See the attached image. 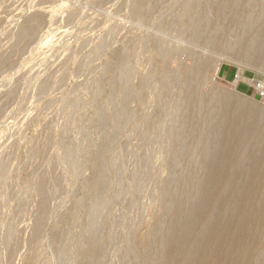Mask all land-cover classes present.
Masks as SVG:
<instances>
[{
  "label": "rangeland",
  "instance_id": "374dc122",
  "mask_svg": "<svg viewBox=\"0 0 264 264\" xmlns=\"http://www.w3.org/2000/svg\"><path fill=\"white\" fill-rule=\"evenodd\" d=\"M258 30L264 0H0V264H161L176 211L203 234L208 174L223 172L221 200L239 181L254 189L264 100L235 80L264 85V64L233 58L255 53ZM235 117L245 149L221 162Z\"/></svg>",
  "mask_w": 264,
  "mask_h": 264
},
{
  "label": "bare ground",
  "instance_id": "6f19581e",
  "mask_svg": "<svg viewBox=\"0 0 264 264\" xmlns=\"http://www.w3.org/2000/svg\"><path fill=\"white\" fill-rule=\"evenodd\" d=\"M237 16L238 15H236V17ZM232 19H233V17H232ZM245 30H247V29H245ZM27 31L30 32L31 29L30 30L28 29ZM29 32H28V34H29ZM244 33L243 34H240V37H242V35L244 36ZM251 34H253V33H251ZM244 37H247V36H244ZM252 37H253V39H251L250 41H252V43L254 42L255 45H256L255 46L256 47L255 53H252V51L249 50L250 48L247 49V50H249V52H251L250 55L246 54L248 52L244 53L245 52L244 50H246V48L248 47V46L247 47L245 46L246 48H244V50L243 49L242 50H240V49L237 50L238 52L235 53V56H234L233 60H235L236 62L240 63L238 57L240 55H243L244 54V57L246 58L245 61L247 60L248 64H250V65H256L258 63L259 64L261 63V66H262V63L264 64V30H258ZM241 40H243V39H241ZM241 40H239V41H241ZM238 43H240V42H238ZM240 45H241V43H240ZM249 45H250V43H249ZM244 57H242V58L244 59ZM204 60L206 62L209 61V60H206V59H204ZM203 63H205V62H203ZM212 63H213V61H212ZM199 65H201L200 62L196 66H199ZM209 66H210V68L212 67V69L214 70L215 73L219 69V65L217 63H215V62H214V64H211ZM199 71L200 70L197 67L195 69H189L186 72L184 71L185 72L186 79H189V81H191V83L193 82V84L196 83L197 82L196 79H198V77H199L198 74L201 73V72L199 73ZM200 75L203 76L202 74H200ZM205 75H206V73H205ZM201 76H200V78H202V80H203V77H201ZM235 81L236 82L242 81V82L248 83L249 86L254 87V88L258 89V90L261 88V85H259L258 82L252 81V80L251 81H246V79L243 78V77H241L239 74L237 75V78H236ZM195 85H197V84H195ZM196 90H197V88H196ZM194 94H196V93H194ZM198 96H200V95H198ZM218 96H219V94H218ZM194 97H196V96H194ZM230 97L231 96L229 95V98ZM188 98H189V96H188ZM227 98L223 97V99H221V105H222V108L224 109V111L226 113L228 111L231 112V110H235L236 111V109H238V107H234L233 108L232 105H234V104H231L230 101H229L230 99H227ZM234 98H236V97H234ZM198 99L195 98V100H198ZM189 100H191V99H189ZM241 104H242V102H241ZM191 105H193V104H191ZM231 108H233V109H231ZM215 113H217V112H215ZM224 115L227 116V114H225V113L223 114V116ZM218 122H220V121H218ZM249 126H247V127H249ZM252 126H254V125H252ZM228 127H229L228 129H224V131H223V134H224L227 142H226V144H223V147H221L222 149L220 148L221 150L219 151V152H221V153H219V155L221 157L220 158L221 159V162H224V161L227 162L226 161L227 159H228V162L229 161H232V160L237 161V159L240 160L242 158L241 153H242V150L245 149L244 147H243L244 149H242V146L244 145L245 138H247V137H245L247 135L246 133H248V131L250 130V129L247 130L248 128L245 127V123H244V125L241 124V122L238 120V117H235L233 120H230V123H229V126ZM219 132H220V129H219ZM255 133H257V132L255 131ZM256 136L258 137V135H256ZM259 136H261V135H259ZM262 137H263V139H262ZM262 137H261V140L257 138V141L260 142L258 144L261 145V148L257 146L258 148L261 149V151L259 152L260 154L257 153L256 148H253V149H255L256 152H254V150L252 149L253 150L252 162H250V160H249L250 158L248 159L249 162L251 163V165L253 163V166L251 168V173L254 175L253 178L256 180V185H255L256 187L254 189H250L247 186H246L247 188H244L243 185H245L246 183L245 184H242V183H240L241 181H239V182L235 183V186L233 188V191L231 190L232 192H231V195L229 196V200H225V199L224 200H221L220 197L224 194V191H226V193H228V191L226 190V188L229 186V185L227 186L225 184V182L223 181V179H222V177H223L222 176L223 175L222 173L223 172H221L219 170V167H218V169H216V171L213 172L214 174L213 173H211L210 175L208 174L206 176L207 179L204 182L205 184H203L204 185L203 187L205 189H204L203 194L201 195L200 199L197 201L198 202V204H197L198 207H197L196 211L194 212L195 214L193 213L195 216H197L196 217V220L198 218V220L200 222L201 230H199V231H203V234H202V232H201V234L198 232L199 234L197 233V235H193L195 233H192L190 231V229L187 230L188 227L186 229L183 226H181V223H180L181 220L178 221V218H177V214L178 213L176 214V212H177L176 211L175 214H174V216H173V218L171 217L172 218V222H170V221L168 222L169 224L172 223L171 226L173 227V233H174L173 235L174 236L173 237H170V241L168 242L169 244H167L168 246L166 247V250H165V252L163 254L164 255V258L162 257L163 260H160V261H162L161 264H181V263H183V264H209L208 261H207V258H206L207 257L206 256V253H209L211 251L210 250L211 247H215V249H217L219 251L218 252L219 253L218 254L219 255V257H218L219 259H218V262L215 261V263L217 262L216 264H260L261 263L260 261H264V136H262ZM231 143L235 144L236 149H235V152L233 150V152H234V153L232 152L233 154L230 152L231 153V156H230V154H228L229 155L228 156L227 153H228V151H230V145H231ZM219 144H222V143L219 142ZM233 144H232V146H233ZM249 146H251V145H249ZM217 148H219V147L217 146ZM206 150H208V149L206 148ZM215 152L216 151H214L213 153H215ZM245 153H246V151H245ZM217 154H218V152H217ZM227 156H228V158H227ZM220 159H219V161H220ZM245 160H247V159H245ZM219 161H218V163H219ZM241 162H243V161H241ZM212 164H214V163H212ZM216 164H217V162H216ZM218 165H220V164H218ZM223 165H224V163L223 164L221 163L220 166L222 167ZM248 165H250V164H248ZM208 167H209V165H208ZM248 171L250 172V170H248ZM242 176H244V175H242ZM247 177H248V175H247ZM253 178H251V179L253 180ZM236 179L239 180V178H236ZM241 179L243 180V177ZM43 180L45 181L46 179L44 178ZM247 181H249V180H247ZM41 185H45V184H40V186ZM251 185H253V184H251ZM212 189L217 190L216 191L217 192L216 195H215L214 192H213L214 195L213 194L211 195V192L210 191ZM179 198H180V196H179ZM260 198H261V200H260ZM181 201H183V200H181ZM259 201L261 203H259ZM232 203L233 204L234 203L235 204L236 203H241V206H240V209L241 210L240 209L239 210L238 209L236 210V209L232 208V205H233ZM173 204H175V203H173ZM259 204H261V205H259ZM180 205H182V204H180ZM238 207H239V205H238ZM161 208H163V207H161ZM180 209L182 210V208H180ZM44 210L41 211V212L44 213ZM192 210H193V208H192ZM194 210H195V208H194ZM174 211H173V213H174ZM217 212L218 213L223 212L224 214H226L225 212H227L230 215V218L229 219H231V223L230 224H227V225H226L225 222H221V223H225V225L219 223V221H221V219H222L220 217H219L220 220H218V223H217L214 220L215 213H217ZM180 213H181V211H180ZM189 213H190V211H189ZM184 214L185 213H183V215ZM172 215L173 214H171V216ZM213 220L215 221L214 222L215 224L212 223ZM194 221H195V219H194ZM185 223L187 224V222H185ZM196 223H198V222H196ZM193 224H195V223H193ZM235 224H236V226H235ZM171 226H169V228ZM193 227H194V225H193ZM168 233H169V231H168ZM171 233H170V235H171ZM170 235H167V236H170ZM147 243H149V242H147ZM233 243H234L235 246H233ZM230 245H231V247L232 246L233 247L230 248L231 250L230 249L228 250V248H229ZM208 248H210L209 249V252H206V251H208L207 250ZM216 260H217V258H216ZM262 264H264V263H262Z\"/></svg>",
  "mask_w": 264,
  "mask_h": 264
},
{
  "label": "built area",
  "instance_id": "2783aa9c",
  "mask_svg": "<svg viewBox=\"0 0 264 264\" xmlns=\"http://www.w3.org/2000/svg\"><path fill=\"white\" fill-rule=\"evenodd\" d=\"M257 92L259 93L260 98L264 100V85H261V88L257 90Z\"/></svg>",
  "mask_w": 264,
  "mask_h": 264
}]
</instances>
